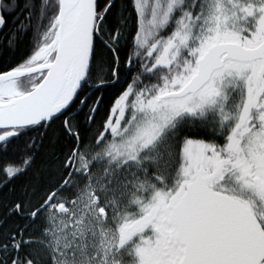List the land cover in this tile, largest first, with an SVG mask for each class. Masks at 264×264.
Instances as JSON below:
<instances>
[{"label": "snow or ice", "instance_id": "snow-or-ice-1", "mask_svg": "<svg viewBox=\"0 0 264 264\" xmlns=\"http://www.w3.org/2000/svg\"><path fill=\"white\" fill-rule=\"evenodd\" d=\"M0 264H264V0H0Z\"/></svg>", "mask_w": 264, "mask_h": 264}]
</instances>
